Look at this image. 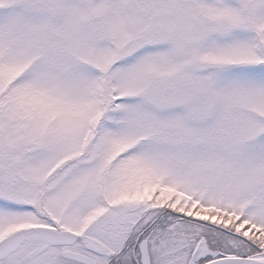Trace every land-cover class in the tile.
Instances as JSON below:
<instances>
[{"label":"snow or ice","instance_id":"6c2138e0","mask_svg":"<svg viewBox=\"0 0 264 264\" xmlns=\"http://www.w3.org/2000/svg\"><path fill=\"white\" fill-rule=\"evenodd\" d=\"M0 264H264V0H0Z\"/></svg>","mask_w":264,"mask_h":264}]
</instances>
